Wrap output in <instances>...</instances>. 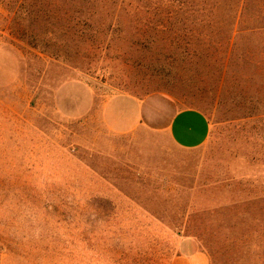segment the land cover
<instances>
[{
  "label": "rangeland",
  "instance_id": "rangeland-1",
  "mask_svg": "<svg viewBox=\"0 0 264 264\" xmlns=\"http://www.w3.org/2000/svg\"><path fill=\"white\" fill-rule=\"evenodd\" d=\"M188 108L197 149L162 130ZM184 238L264 264V0H0V264H186Z\"/></svg>",
  "mask_w": 264,
  "mask_h": 264
},
{
  "label": "crops",
  "instance_id": "crops-1",
  "mask_svg": "<svg viewBox=\"0 0 264 264\" xmlns=\"http://www.w3.org/2000/svg\"><path fill=\"white\" fill-rule=\"evenodd\" d=\"M148 100L137 101L127 97H116L107 101L105 111L109 113L111 110V113L115 112L119 115V123L114 127L116 130L132 129L141 124ZM152 100H156L155 97ZM164 104L168 107L170 102L166 101ZM166 117L167 123L162 126V130L167 132L175 146L181 149H197L208 141L210 123L201 111L191 108L182 109ZM150 125H155L154 119L150 121ZM179 251L186 264H210L207 256L201 252L197 241L192 238H184L179 244Z\"/></svg>",
  "mask_w": 264,
  "mask_h": 264
},
{
  "label": "trees",
  "instance_id": "trees-1",
  "mask_svg": "<svg viewBox=\"0 0 264 264\" xmlns=\"http://www.w3.org/2000/svg\"><path fill=\"white\" fill-rule=\"evenodd\" d=\"M218 10V8H217V5H213L212 7H211V10H210V15L212 16V15H215V12ZM168 20V19H167ZM166 20V21H167ZM229 22H227V21H221V25H222V27L221 28H225V29H229V27L232 29V28H234V25L232 24V25H229L228 24Z\"/></svg>",
  "mask_w": 264,
  "mask_h": 264
}]
</instances>
